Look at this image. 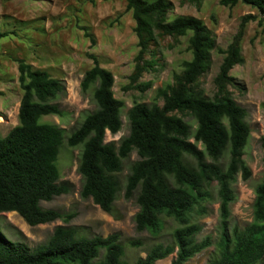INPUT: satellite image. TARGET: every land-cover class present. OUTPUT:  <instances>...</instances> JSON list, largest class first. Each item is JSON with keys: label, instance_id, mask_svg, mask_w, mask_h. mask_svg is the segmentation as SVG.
<instances>
[{"label": "trees", "instance_id": "1", "mask_svg": "<svg viewBox=\"0 0 264 264\" xmlns=\"http://www.w3.org/2000/svg\"><path fill=\"white\" fill-rule=\"evenodd\" d=\"M189 1L199 5L204 0ZM238 3L257 8L264 18V0H220L229 7ZM126 9L136 22L139 51L125 89L146 91L152 86V81L139 80L145 71L156 70L159 59L150 49L158 46L159 36H188L192 58L184 61L182 72L174 74L173 83L158 89L156 101H137L129 109L128 136L107 142L108 131L117 134L123 128L125 103L115 96L112 71L103 67L96 55H90L94 65L86 71L81 85L84 92L95 88L97 108L67 139L69 146L81 147V196L114 213L120 191L116 174L122 171L123 160L136 150L140 158L130 167L125 197L136 195L137 231L158 235L169 218L178 226L172 232V242H155L146 256H138L133 264H155L174 253L171 264H189L191 258L212 246L211 236L197 238L202 229L198 217L209 213L216 188L220 235L208 264H264V177L255 189L253 220L244 226L230 223L238 174L244 180L252 175L244 158L251 137L248 112L229 90L233 82L230 72L244 63L241 42L247 24L256 17L244 16L232 42L219 49L224 57L214 80L216 91L208 97L199 87V79L210 69L217 40L204 21L189 15L171 18L174 4L170 0H126ZM11 34L18 32L0 31V40ZM86 34L95 44L94 37ZM17 62L23 95L19 123L0 136V212H17L31 226L58 219L69 222L74 213L41 205L70 190L59 182L57 165L65 130L42 121L44 116L63 114L52 99L65 90V84L23 58ZM158 99H163V105ZM177 113L191 115L196 127ZM129 244L140 246L142 241L132 239ZM125 248L118 232L89 237L65 225H58L47 242L31 248L23 241L10 240L0 228V264H129Z\"/></svg>", "mask_w": 264, "mask_h": 264}, {"label": "rangeland", "instance_id": "2", "mask_svg": "<svg viewBox=\"0 0 264 264\" xmlns=\"http://www.w3.org/2000/svg\"><path fill=\"white\" fill-rule=\"evenodd\" d=\"M170 1L174 4L171 18L179 15L201 18L216 37L217 48L212 53L210 69L199 79V87L208 97H213L216 91L214 80L224 57L219 49H226L232 42L244 16L256 17L247 24L241 42L244 63L231 70L233 82L229 84L236 102L247 110V122L251 128L244 158L252 175L244 180L242 174H238L234 184L237 198L231 205L230 218L232 226H244L253 220L255 189L264 177V18L257 8L244 3L229 7L220 4V0H204L199 5L189 0ZM135 25L132 13L126 9V0H0V31L18 32L0 40V91L3 93L0 94V136H6L19 123L23 90L17 59L23 58L63 80L65 90L52 99L63 114L47 115L42 121L65 130L57 165L61 174L59 182L66 183L70 190L51 201H42L41 205L46 209L75 214L69 222L58 219L31 226L17 212H0L1 231L10 240L23 241L36 248L47 242L58 225L74 227L80 235L89 237L118 232L125 244V258L129 264H133L138 256H146L155 242H172V232L178 226L173 219H167L165 228L158 235L136 229L134 216L139 210L136 195L130 199L125 197L130 167L140 158L136 150L123 160V169L116 174L120 191L111 214L103 211L92 198L81 196L83 179L78 170L81 147H71L67 141L85 116L97 108L95 88L84 92L81 85L86 71L94 65L90 55H96L101 65L112 71L115 96L125 103L123 128L117 134L108 131L107 142H118L128 136L129 109L137 101L147 104L156 101L158 89L173 83L174 74L182 72L184 61L192 58L188 36H159L158 46L150 49L156 51L159 59L156 70L145 71L139 80L142 83L152 81V86L146 91L125 89L135 70V57L139 51ZM86 33L94 37L95 44ZM150 57L147 54L146 58ZM158 102L163 105V99ZM177 114L196 127L191 115ZM227 161L228 156L224 163ZM216 191L217 188L214 200L208 204L209 213L198 217L202 229L197 238L202 240L211 236L213 244L191 258L189 264H208L216 249L215 243L220 235V204ZM132 239H139L142 244L132 246L129 244ZM174 257L175 253L155 264H171Z\"/></svg>", "mask_w": 264, "mask_h": 264}]
</instances>
